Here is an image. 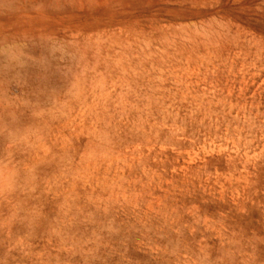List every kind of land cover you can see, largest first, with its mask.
Returning a JSON list of instances; mask_svg holds the SVG:
<instances>
[{
	"label": "rangeland",
	"instance_id": "374dc122",
	"mask_svg": "<svg viewBox=\"0 0 264 264\" xmlns=\"http://www.w3.org/2000/svg\"><path fill=\"white\" fill-rule=\"evenodd\" d=\"M0 264H264V0H0Z\"/></svg>",
	"mask_w": 264,
	"mask_h": 264
},
{
	"label": "bare ground",
	"instance_id": "6f19581e",
	"mask_svg": "<svg viewBox=\"0 0 264 264\" xmlns=\"http://www.w3.org/2000/svg\"><path fill=\"white\" fill-rule=\"evenodd\" d=\"M11 151V150H10Z\"/></svg>",
	"mask_w": 264,
	"mask_h": 264
}]
</instances>
